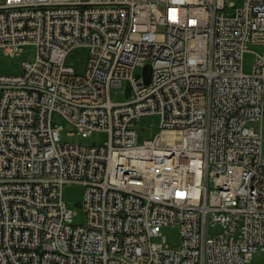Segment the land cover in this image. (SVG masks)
<instances>
[{
    "label": "built area",
    "instance_id": "built-area-1",
    "mask_svg": "<svg viewBox=\"0 0 264 264\" xmlns=\"http://www.w3.org/2000/svg\"><path fill=\"white\" fill-rule=\"evenodd\" d=\"M250 44L264 48V0H0V51L35 48L19 75L0 72V264L264 254V51L246 74ZM79 47L83 74L66 64ZM120 88L127 100L113 102ZM154 115L159 132L139 144L136 126ZM55 116L107 140L61 143ZM66 184L84 188V225Z\"/></svg>",
    "mask_w": 264,
    "mask_h": 264
},
{
    "label": "rangeland",
    "instance_id": "rangeland-1",
    "mask_svg": "<svg viewBox=\"0 0 264 264\" xmlns=\"http://www.w3.org/2000/svg\"><path fill=\"white\" fill-rule=\"evenodd\" d=\"M264 48L250 44L248 46V52L243 56V71L246 74H251L256 62V54H262ZM88 58V49L85 47H79L73 50L67 57L66 64L73 67L78 74H83L86 68ZM35 59V48L27 46L23 49V52L16 57L5 56L0 51V72L6 75H19L21 73L22 62H33ZM126 89L120 88L111 91V100L113 102L126 101ZM55 121L62 126L60 132L61 143L66 144H78L85 146L101 145L107 140V135L101 132L92 133L88 137H82L76 134L75 129L61 120L58 116H55ZM160 117L157 115L146 116L140 119L139 124L136 126L138 133V142L142 144L144 140L152 139L160 130ZM255 130L259 129V124H250ZM262 157L264 158V134L262 137ZM84 188L80 184H66L63 187V200L67 207L73 210L75 215L72 222L74 225H84L86 223V216L80 204L83 200ZM216 230V229H215ZM215 230H210L215 232ZM162 234L166 237L168 244L171 248H176L179 244V230L176 227H167L162 230ZM247 264H264V254L258 253L253 255L251 260Z\"/></svg>",
    "mask_w": 264,
    "mask_h": 264
},
{
    "label": "water",
    "instance_id": "water-1",
    "mask_svg": "<svg viewBox=\"0 0 264 264\" xmlns=\"http://www.w3.org/2000/svg\"><path fill=\"white\" fill-rule=\"evenodd\" d=\"M143 75H144L145 83L148 84L150 81V75H151V67L149 65L145 66L143 70Z\"/></svg>",
    "mask_w": 264,
    "mask_h": 264
}]
</instances>
